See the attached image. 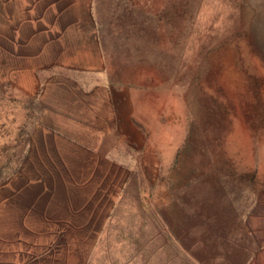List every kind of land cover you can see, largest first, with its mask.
I'll list each match as a JSON object with an SVG mask.
<instances>
[{"label": "rangeland", "instance_id": "374dc122", "mask_svg": "<svg viewBox=\"0 0 264 264\" xmlns=\"http://www.w3.org/2000/svg\"><path fill=\"white\" fill-rule=\"evenodd\" d=\"M95 7L109 55L127 58L10 59L15 46L0 44V264H122L130 255L121 235L104 232V219L88 243L71 229L59 234L65 219L45 221L49 228L38 218L43 208L68 216L67 201H86L112 174L104 163L96 171L52 164L47 155L40 163L42 138L55 132L95 145V132L110 127V157L126 159L131 181H170L178 214L223 210L230 196L264 198V0ZM98 84L112 122L79 125L73 118L86 113L78 101L95 99Z\"/></svg>", "mask_w": 264, "mask_h": 264}, {"label": "crops", "instance_id": "0c3cea01", "mask_svg": "<svg viewBox=\"0 0 264 264\" xmlns=\"http://www.w3.org/2000/svg\"><path fill=\"white\" fill-rule=\"evenodd\" d=\"M95 6L96 0H0V44L15 46L7 51L10 59L102 61L127 58L121 54L109 55L111 49L108 42L103 41L100 24L93 13L97 10ZM50 86L52 91L58 90L61 83ZM74 90L89 92L79 85H75ZM91 93L96 95L92 101L87 99V94L78 101L88 117L76 116V119L73 116V121L79 125L110 124L112 112L108 104L105 106L103 86H94ZM108 129L95 132V145H90L83 135L70 137L55 132L52 137L42 138L41 148L46 154L41 156L40 163H45L47 155L52 164H79L85 171H92L89 167L94 166L93 171H96L100 163H104L110 174L112 172L109 183L102 185V181L86 201L77 204L67 201L65 213L68 216H53L43 208L38 218L44 226L52 225L45 221L65 219L64 227H56L59 234L71 229L87 237L81 242L91 243V238L98 234L96 222L104 219V232L121 235L119 242L130 253L122 264H132L134 260H139L138 264H264L263 197L230 196L224 198L230 201L223 210L196 212L190 209L178 214L175 197L169 194L170 186H166L170 181H131L127 174L132 169L126 159L110 157L112 153L105 144L112 134L110 127ZM154 184L158 191L150 196L149 189ZM104 186L107 190L101 191ZM131 187L139 188L135 191ZM161 188L168 191L162 192ZM31 209L35 210V206Z\"/></svg>", "mask_w": 264, "mask_h": 264}]
</instances>
